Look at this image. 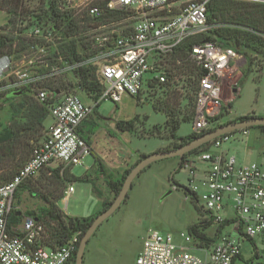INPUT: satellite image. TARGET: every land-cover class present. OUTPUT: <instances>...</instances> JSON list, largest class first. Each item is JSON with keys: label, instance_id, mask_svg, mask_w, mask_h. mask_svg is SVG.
Returning a JSON list of instances; mask_svg holds the SVG:
<instances>
[{"label": "built area", "instance_id": "2783aa9c", "mask_svg": "<svg viewBox=\"0 0 264 264\" xmlns=\"http://www.w3.org/2000/svg\"><path fill=\"white\" fill-rule=\"evenodd\" d=\"M213 1L104 0L96 4V0H54L61 17L51 13L49 19L38 15L19 18L14 37L23 39L33 55L17 68L11 55L0 57V94L29 91L47 109L50 123L45 126L44 139L14 178L0 182V264H76L78 233L63 246L51 248L41 242L45 233L41 222L26 218L18 233L11 234L9 218L16 192L26 181L54 165H84L91 147L80 128L102 103L117 105L126 97L141 102L144 95L176 87L178 73L187 67L195 71L190 80L195 85L191 134L203 135L221 125L239 85L233 79L249 66L258 69L264 56L219 33L235 28L264 40V32L210 20ZM228 1L264 5V0ZM117 13L125 18L111 21ZM83 18L107 21L91 27L94 34L87 47H76L72 56L70 43L77 45L87 31L70 36L65 27L73 20L85 24L80 22ZM84 70L93 73L101 89L99 94L84 89L90 104L76 94L45 87L65 77L81 78ZM247 135L248 130H243L222 136L185 163L187 189L203 212V220L220 226L229 222L217 241L207 245L189 233L176 238L150 229L136 264H235L244 242L252 244L258 264H264V169L258 164L241 165L224 149ZM74 192L69 185L62 200L67 202Z\"/></svg>", "mask_w": 264, "mask_h": 264}, {"label": "rangeland", "instance_id": "374dc122", "mask_svg": "<svg viewBox=\"0 0 264 264\" xmlns=\"http://www.w3.org/2000/svg\"><path fill=\"white\" fill-rule=\"evenodd\" d=\"M103 1L104 0H96V4L103 3ZM23 3L29 11L25 14V16L28 17H24V19H32V17L37 15L43 16L44 19H49L51 18L50 6L55 2L54 0H23ZM248 9L253 10L255 8L250 6ZM217 17L223 21H235L230 19V15L227 14L222 16L218 15ZM12 18V15L0 10V33H5L13 37L17 35L16 32L19 31L17 27L16 31L11 32L13 26L9 24V21ZM18 21L19 18L17 23ZM106 21L107 20L92 22L91 27H98V25L105 24ZM6 26H8V28L5 29ZM91 27H86L87 35L84 36V39H79L77 41V47L80 50L87 47L89 37L94 34ZM85 37L87 38L85 39ZM32 55L33 51L30 49H23L17 53L14 52L13 55L9 57L14 63V68H17L22 67L26 61L31 60L30 56ZM194 75V69L186 67L178 73L180 83H177L176 87L169 86L164 89L161 88L149 96L144 95L141 102L135 98H125L119 105V108H121L120 113L115 110L116 105L114 103L104 102L100 106L99 112L102 116L109 119H124L126 116L135 114L133 117V119H135L134 133L140 140H146L148 137L160 135L169 138L171 126L165 127V124L163 125L165 119H167V121H171L172 119L174 121H182L186 118H190L192 100L194 97L193 90L195 87L194 83L190 80ZM259 79L260 83H257ZM238 80L239 86L241 85V93L240 98L234 102L237 114H247L252 111L261 113L264 109V57L261 58V64L258 69L252 68L251 66L247 67L243 75L234 78L233 82ZM45 87L60 90L63 94H76L80 96L84 102L88 103V96L83 89L82 79L80 77H65L55 83H49ZM10 93L17 92L0 94V139H5L8 136L11 124L14 123L15 120L19 122L24 121L20 119L21 115L24 114L23 111L19 114L18 110L23 102L27 100V97H33L27 90L21 91L22 97L15 96L10 98ZM153 108L160 110L157 111L158 113L156 114ZM147 117H149L148 124L152 126L150 128H148L146 123ZM46 120L44 121V127L50 123V120ZM228 120L229 117H224L221 120V125L232 122ZM160 128L163 130H160ZM191 131L192 126L190 124H182L179 135L185 136ZM40 134L42 136L35 143L41 142L44 139L45 128L41 133H36L37 138ZM168 138L166 139L168 141V146L164 151L175 149L173 146L178 144ZM32 143L33 142H31V144ZM158 143L161 142L159 140L148 141L145 144L146 149H151L155 145H158ZM229 147L230 144H226L224 149H228ZM133 152H140V150H133ZM31 154L32 152H30L26 158L25 153H18L16 158L15 156L9 158L12 162L5 161L3 164L4 168L0 170V180L5 181L4 179L9 177L11 170L13 168L15 169V160L26 161L31 157ZM189 156L191 155L185 157L183 164L187 162ZM14 158L15 160H13ZM164 161H168V163L175 161L174 163H177L174 171L171 170L168 174V179L172 185L179 188L172 182L173 180L177 185L187 188L186 170L182 169L179 173H175L180 165L179 159H168ZM11 163L12 165L10 166L9 164ZM83 163L84 167H91L93 164V157L85 158ZM84 167H74L73 173L76 176L82 177L85 174ZM100 169L101 167H99V170ZM70 172L71 167L65 168L63 165H54L52 168H47L42 171L36 178L26 181L15 195L14 210L9 220L10 231H19L26 218L41 216L42 208H51L54 204H56L61 213L67 218L70 216H86V213L90 211L92 207L90 200L92 191L91 184L80 181L73 183L76 190L73 197L67 202H64L62 198L56 202L57 196L60 194L64 196V192L70 184L66 181L70 176ZM171 176L173 177L171 178ZM106 181L108 182L107 179ZM159 181L161 180L159 179ZM143 182L145 183V179L140 176L134 183L136 187H140ZM106 184L104 182L97 183L95 187V191L103 199V204H109L115 198V194ZM159 189L153 186V184H150L148 186H142L140 190L135 192L129 209L124 210V208H120L96 231L87 245L83 264H136V259L142 248L143 240L150 229L158 230L164 234L171 233L178 237L181 232H185L187 230L185 225L190 224L193 219H195L193 205L185 201L181 192L167 195L166 199L158 198V193L162 190ZM183 203H185V205H183ZM104 208L105 207L102 205L94 215H97V213L104 210ZM41 223L45 228V233L41 238L42 244L47 247L49 245L51 248H57L58 244L51 238V229L47 226L45 219L41 221ZM212 224L215 227V233L210 234L211 238L215 237L216 234H220L227 227L226 225L221 229L220 225Z\"/></svg>", "mask_w": 264, "mask_h": 264}, {"label": "trees", "instance_id": "16d2710c", "mask_svg": "<svg viewBox=\"0 0 264 264\" xmlns=\"http://www.w3.org/2000/svg\"><path fill=\"white\" fill-rule=\"evenodd\" d=\"M250 6L254 7L255 9L249 10L248 7ZM50 7H51L52 15L58 16L59 14L57 15L55 3H53ZM0 10L13 16V18L9 21V24L13 26V29H11V32L16 31L18 18L28 17V16H25L28 10L24 5L23 0H0ZM224 14L230 15L229 18L235 21H232V20L223 21V20L218 19L217 17L218 15L222 16ZM124 18H125V15H123L122 13H117V14L112 15L111 21H118ZM210 20H215L219 23L228 24L232 26H240V27L248 28L255 32H264V5L239 3V2H233V1H228V0H215L210 5ZM80 22L85 23V24L78 25V23H76V21L74 20L71 21L70 23H67L65 27L67 34H71L70 36H75V35L80 34L81 32H84L86 30L85 29L86 27L92 26L91 23L94 22V20H91L89 18H83L80 20ZM6 28H8V26H6L5 29ZM219 34L226 38L235 39L238 43L243 44L245 47L249 48L252 52L257 53L261 56H264V40L261 37L253 33L243 31V30H238L235 28H225V29H222ZM22 40L23 39L21 38L16 39L13 36L7 35L5 33H0V57L3 55H12L14 52L17 53L23 49H26L27 45ZM76 47L77 45L75 41H72L68 49L72 56H75ZM80 76L82 79L83 89L87 91H94V92H97L98 94L101 92L100 86L95 81L96 79L92 72L84 70V71H81ZM22 96L23 95L21 94L17 97H22ZM9 97L10 98L15 97V93H10ZM194 108H195V99L193 97L190 118H186L182 121H174L172 119L171 121H166L165 123V127L169 125L171 126V132L169 135V139L178 143L176 146H173L175 147V149L201 136V135H194V134H191L186 137L177 136V131L179 130L181 124L191 122V118L194 113ZM153 109L156 112L160 110L157 108H153ZM22 111L24 114L21 115L20 119H23L24 121L19 122L15 120L14 123L11 124L8 136L5 139H0V170L4 168L3 164L5 163V161L10 162L11 160L9 158H12L14 156L16 158L18 153H25L26 154L25 156L27 158L28 154L33 151L34 146L39 143V142L37 143L35 142L42 136L40 134L39 137L37 138L36 133H41V131H43L45 128L44 121L48 118V111L43 105L38 103L33 97H27V100L23 102V104L20 106L18 110V113L21 114ZM248 118H252V117H244V118L239 119V121L243 119H248ZM233 122H238V121H233ZM116 126L118 130H120L121 132H132L135 128V119L131 121H127V122L119 121L117 122ZM257 128L264 130V127H257ZM31 142L33 143L31 144ZM211 144L212 143L202 146L201 148L191 152L188 155H193L198 152L206 151L210 148ZM188 155L184 156L180 160V165L178 166V169L177 171H175V173H179V171L183 168V161L185 157H187ZM145 156L146 155H142L136 163H138ZM15 158L13 160H15ZM28 160L26 161L25 160L23 161L15 160V169L13 168L11 170L9 177L4 179L5 181L0 180V182L5 183V182L12 180L14 176L17 174V172L19 171V169ZM9 165L11 166L12 163ZM134 165H132L129 169H127L124 172L121 180L108 182V186L111 189V191L115 194V196H117L118 193L120 192L126 176L130 172V170L134 167ZM84 180L85 178L77 179L71 175L66 179L68 183H74L77 181H84ZM172 182L179 188H182L186 193L190 195L186 187L184 188L182 186L177 185L173 180ZM61 198H63V195L62 194L58 195L56 198V202L59 201ZM191 198L195 202L196 199L194 197H191ZM111 203L112 202H110L109 204H106V203L103 204V207H105L104 210H106L111 205ZM196 208L198 212L201 215H203V212L200 210V208L197 205H196ZM101 212H98L97 215L100 214ZM97 215H94L91 217H69L67 218L63 215V213H61V211L58 209L56 204H54L51 206V208H42L41 216H38L34 219H36L39 222L45 219V221L47 222V226L50 227L51 229V233H52L51 238L54 239L55 243L58 244L57 247L63 246L72 236L78 233L79 234L78 243H77V247L75 251V256H77V252L79 249L81 239L85 235V233L87 232L88 228L90 227L91 223L93 222L94 218ZM227 224H229V222L222 224L221 229ZM211 225H212V221L203 220L197 224L190 226L188 229V232L191 236H193L200 243L211 245L215 243L218 238V234H216L215 237L213 238L208 237L205 234L204 231ZM11 234H14V233L11 232ZM48 247L50 246L48 245Z\"/></svg>", "mask_w": 264, "mask_h": 264}, {"label": "crops", "instance_id": "0c3cea01", "mask_svg": "<svg viewBox=\"0 0 264 264\" xmlns=\"http://www.w3.org/2000/svg\"><path fill=\"white\" fill-rule=\"evenodd\" d=\"M257 83H260V79L257 81ZM240 93H241V85L240 86L238 85L235 90V95L231 99L230 112L226 116V117H229L228 121H232V122L239 121V119L244 118V117H262V116L264 117V109L262 110L261 113H256L252 111L247 114H237V111H235L236 109L234 106V102L240 98ZM87 102L90 104L89 99H87ZM120 104H117V105L115 104L116 105L115 110L118 111V113L121 112V108H119ZM100 106L96 108L94 114L91 117H89V119L86 120L80 128L81 136L87 141V143L91 147V155L86 158H89L92 156L93 164L91 167H84L83 165L85 174L82 177L76 176L73 173V168H71V172H70V175L77 179L85 178L84 181H80V182H84V183L92 185V191H91V196H90L92 207H91V210L86 213L87 215L83 217H91L103 205L102 197L99 196L97 192L95 191V187L97 183L104 182L106 184L107 182L106 179L108 180V182L121 180L124 172L127 169H129L132 165H134L140 159L142 155H149L155 152L164 151V149H166L168 146V143H167L168 141L166 140L168 137L165 138L163 135L151 136V137H148L146 140H140V138H138L135 135L134 130L132 132H121L120 130H118L116 126L117 122L131 121L133 120V117L135 116V114L132 116H126L124 117V119H120V118L109 119V118H105L104 116L100 114L99 112ZM153 111L156 114L158 113L154 109ZM166 121L167 119H165V122L163 123V125L166 123ZM148 122H149V117H147L146 123H147L148 128L152 127L148 124ZM182 124H187V123H182ZM188 124L191 125V122H189ZM160 130H163V129L160 128ZM179 130L177 131L178 137H186V136L191 135L192 133L191 131L189 134L182 136V135H179ZM239 139L240 140L230 143V147L225 150L228 151L230 155L235 156L238 163L241 165L246 166L250 164H258L264 169V131H262L259 128H253V129L248 130L247 137L241 136L239 137ZM151 140H159L161 143H158V145H155L151 149H146L145 144ZM133 150H140V152L134 153ZM174 162L168 163V161H162V162L156 163L152 165L150 168H148L144 173H142L140 176L145 179V183L143 182L140 187H136L135 183L133 184V188L130 191L131 192L130 196L128 197L126 202L121 206V209L122 208H124V210L129 209L133 201L135 192L140 190L142 186H146V185L148 186L150 184H153V186H156L158 189L160 188L159 190L162 189L158 193V198H162V199H166L167 195H171L176 192L177 193L181 192L185 198V201L186 202L188 201L189 203L193 205L195 219H193V221L190 224L185 225V228L187 230L185 232H181L179 234L180 236L181 234L189 233L188 229L190 226L203 221V215H201L198 212L196 208L197 204L196 202L193 201L191 196L188 193H186L183 189L176 188L175 186H173L172 183L169 181L168 174L170 173L171 170L174 171L175 167L177 166V163H174ZM99 167H101L100 170H99ZM182 169L186 170L187 172L186 173V183H187L189 171L187 168H185V164H183ZM172 177L173 176H171V178ZM159 179L161 181H159ZM108 182L106 184L107 186H108ZM69 185L74 186L73 183H70ZM165 193H168V194H165ZM73 195L70 198H72ZM183 205H185V203H183ZM70 217H74V216H70ZM214 228L215 227L212 224L204 231L205 234L208 237H210L211 236L210 234L215 233ZM17 232L14 231L13 233L15 234ZM166 234H171V233H166ZM175 237L179 238L178 236H175ZM197 254L199 256H202V253L200 252H198ZM258 261H259V255L253 252L252 244L250 242H244L243 247H242V255L235 262V264H258Z\"/></svg>", "mask_w": 264, "mask_h": 264}, {"label": "water", "instance_id": "95a60500", "mask_svg": "<svg viewBox=\"0 0 264 264\" xmlns=\"http://www.w3.org/2000/svg\"><path fill=\"white\" fill-rule=\"evenodd\" d=\"M21 95V92L15 93V96ZM257 127H264V117H252L248 119H243L238 122H230L224 125H221L215 128L212 131H209L200 137L195 138L194 140L186 143L185 145L168 150V151H159L149 155H146L142 158L138 163L134 165V167L130 170L128 175L126 176L122 188L117 196H115L111 205L100 214H98L90 227L88 228L85 235L82 237L79 249L76 256V264L84 263V256L87 245L91 238L95 235L96 231L106 222L108 221L125 203L127 198L129 197V193L133 188V184L135 180L140 177V175L152 165L168 160V159H179L181 160L184 156L190 154L191 152L205 146L216 139L236 133L243 130H248Z\"/></svg>", "mask_w": 264, "mask_h": 264}]
</instances>
